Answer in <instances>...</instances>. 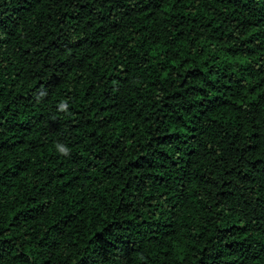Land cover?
I'll return each instance as SVG.
<instances>
[{
  "label": "trees",
  "instance_id": "16d2710c",
  "mask_svg": "<svg viewBox=\"0 0 264 264\" xmlns=\"http://www.w3.org/2000/svg\"><path fill=\"white\" fill-rule=\"evenodd\" d=\"M0 264H264V0H0Z\"/></svg>",
  "mask_w": 264,
  "mask_h": 264
}]
</instances>
